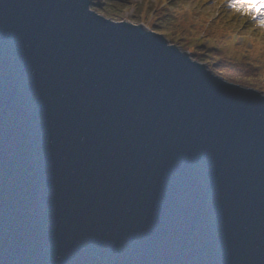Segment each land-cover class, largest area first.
<instances>
[{
	"label": "water",
	"instance_id": "95a60500",
	"mask_svg": "<svg viewBox=\"0 0 264 264\" xmlns=\"http://www.w3.org/2000/svg\"><path fill=\"white\" fill-rule=\"evenodd\" d=\"M91 0H0V264H264V92Z\"/></svg>",
	"mask_w": 264,
	"mask_h": 264
},
{
	"label": "trees",
	"instance_id": "16d2710c",
	"mask_svg": "<svg viewBox=\"0 0 264 264\" xmlns=\"http://www.w3.org/2000/svg\"><path fill=\"white\" fill-rule=\"evenodd\" d=\"M93 1L92 6L102 8L105 17L121 21L124 5L109 4L107 0ZM129 6L133 10L131 17L138 23L163 33L171 43L189 51L193 60L205 64L217 76L264 92V65H260L255 56L250 57L247 48V36L256 37L260 43L264 41L260 34L261 31L264 34V27L251 16L236 14L226 5L214 16L207 15L201 13L197 5L190 8V4L182 0H138L129 2ZM232 34L241 36V42H234Z\"/></svg>",
	"mask_w": 264,
	"mask_h": 264
},
{
	"label": "rangeland",
	"instance_id": "374dc122",
	"mask_svg": "<svg viewBox=\"0 0 264 264\" xmlns=\"http://www.w3.org/2000/svg\"><path fill=\"white\" fill-rule=\"evenodd\" d=\"M91 1H92V3L95 2L93 0H91ZM107 1L109 2V4H113V5H115V4L124 5V7L122 8L123 11H122V14H121L122 18H124L126 20H132V21L136 22L137 24H139L136 19H133L131 17V15L133 13V10L129 6V2H135V1H138V0H107ZM149 1L150 2L152 1L153 2L154 0H148V2ZM156 1H158V0H155V2ZM182 1L187 2L188 4H190V8L192 6H194V5H197L198 6V9L201 11V13L206 12L207 15L209 13V14H212L213 16H214V13L218 9H222L224 7V5H226V3L225 4L223 3L224 0H182ZM163 3H161V5L162 6H165V4H163ZM101 4H102V2H101ZM91 9L94 10L95 12L103 15L102 8L93 7L92 4H91ZM139 17L142 18V15H139ZM157 33L163 35V33H160V32H157ZM260 34H262L264 36V34L262 33V31H261ZM247 38H248L247 39L248 54L250 55V57H254L255 56V58L258 60V63L260 65H264V41L262 43H260L259 40H257L256 37H254V36H251V37L247 36ZM232 40L234 42H235V40H236V42H241L242 38H241V36H239V37L236 36V38H234ZM169 43L177 46L178 48H180V50L187 51V50H185L184 48L180 47L177 44L171 43L170 41H169ZM187 52H189V51H187ZM208 69H209V67H208ZM209 70L212 72L211 69H209Z\"/></svg>",
	"mask_w": 264,
	"mask_h": 264
},
{
	"label": "snow or ice",
	"instance_id": "6c2138e0",
	"mask_svg": "<svg viewBox=\"0 0 264 264\" xmlns=\"http://www.w3.org/2000/svg\"><path fill=\"white\" fill-rule=\"evenodd\" d=\"M226 7L231 9L234 13L251 16L257 20L260 26L264 27V7L257 10V6L250 2V0H225ZM260 5H264V0H259Z\"/></svg>",
	"mask_w": 264,
	"mask_h": 264
}]
</instances>
